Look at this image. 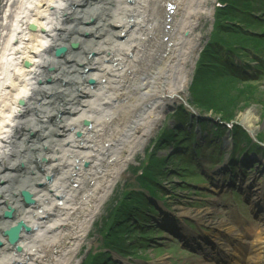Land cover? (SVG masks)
I'll return each mask as SVG.
<instances>
[{
	"label": "bare ground",
	"instance_id": "1",
	"mask_svg": "<svg viewBox=\"0 0 264 264\" xmlns=\"http://www.w3.org/2000/svg\"><path fill=\"white\" fill-rule=\"evenodd\" d=\"M195 5L202 10H193ZM209 13L201 0H3L0 264L69 263L111 185L132 159L134 148L149 137L167 106L184 101L181 93L191 68L187 63L194 61L197 45L187 39L198 19ZM59 51L62 57L55 55ZM38 108L44 112L40 120H29ZM190 110L189 120L197 123L190 128L196 147L211 133L199 124L205 117ZM48 115L53 116L52 122ZM209 121L219 131L222 127L226 131L218 167L233 163V151L240 148L237 161L244 178L250 162L240 154L249 153L250 145L255 150L248 157L255 163L264 160V146L251 142L258 139L253 115L242 118L251 130L241 125V138L235 137V122L225 125L227 120H223L221 126L211 118ZM28 137L34 139L29 143ZM127 143L131 144L127 151L132 150L122 154ZM34 148L42 152L32 153ZM190 162L192 167L199 166L197 160ZM142 178L148 179L150 174ZM143 179L138 184L140 203L148 202L151 209L171 207L158 198L156 186ZM243 180L235 183L215 176L213 202L219 203L216 196L233 183L243 190L242 198L250 207L264 215V181L252 186ZM246 184L252 189L245 191ZM122 201L130 209L134 200ZM234 207L241 209L239 202ZM176 209L175 214L163 210L160 218L159 224L169 228L170 239L191 243L197 249L200 247L192 244L193 239L200 245L205 239L210 264H222L215 258L236 235L231 226L218 221L206 224L205 216L213 215L215 220L216 210L211 207L202 216L195 209ZM190 231L194 233L191 238ZM207 238L213 243L207 244ZM234 242H230L233 247L228 248V258L238 256L234 251L239 250V243ZM263 247L264 227L253 236L243 261L264 264ZM115 253L113 262L134 264L132 258Z\"/></svg>",
	"mask_w": 264,
	"mask_h": 264
},
{
	"label": "rangeland",
	"instance_id": "2",
	"mask_svg": "<svg viewBox=\"0 0 264 264\" xmlns=\"http://www.w3.org/2000/svg\"><path fill=\"white\" fill-rule=\"evenodd\" d=\"M227 1L201 0L202 8L204 6L211 10V14L198 19L191 29L190 39H187L197 42V45L193 50L194 61L187 63V67L191 68L187 86L181 93L184 101L167 106L149 137L140 147L134 148L132 159L111 185L110 191L101 202L68 264H123L113 262L114 260L111 259L116 256L117 251L121 254L119 257L132 258L129 260L134 264H197L195 260L201 257L196 252L181 247L179 239H170V232L159 224L164 211L170 209L168 211L175 214L176 208L184 207L195 209L199 211L197 214L202 216L205 215L206 208L211 207L216 210L215 220L212 219L213 215L205 216L206 224L226 222V220L230 222V217L225 213L227 207L228 213L230 209L235 210L234 200L238 197L232 196L231 192L234 191L235 184L229 185L230 187H226L217 195L216 197L221 200L219 203L216 201L215 204L214 177L217 176L224 181L231 178L235 183L239 179H244L243 181L251 182L252 186L262 185L264 160L255 163L248 158L246 163L250 162L249 171L244 173L243 178L239 168L240 162L237 161L241 149L233 151L231 156L233 163L225 165L220 163L218 167L217 159L221 157L222 150L220 143L226 136V131L224 127L219 131L209 121L211 118L221 126L223 120L235 122L236 127L233 130L237 134L235 137L241 138L243 137L241 125L244 126L242 118L251 114L255 120L253 123L256 127L254 132L257 140L264 139V0ZM2 3L3 0H0V8ZM199 6L191 7H194L193 10L201 11ZM203 13H207V10ZM231 14H234V17ZM235 17L238 18L235 20ZM232 36L234 38H231ZM228 37L232 40L230 43L236 46L226 45L225 40L230 39ZM76 50L75 48L72 51ZM55 55L62 57L63 53L59 51ZM204 87L206 89L216 87V90L206 93ZM209 94L210 97L205 99V95ZM217 99L224 102L223 106L220 105L224 114L215 113L206 105ZM190 109L199 111V118L203 115L207 119L206 121L199 119V124L204 125V128L211 133L201 145L196 147L192 142L190 128L197 123L189 120L187 114ZM42 110L36 109L28 119L34 117L40 120V116L44 113ZM47 117L51 122L54 120L53 116ZM83 122L81 125H85ZM244 127L251 130V127ZM32 135L30 134L29 137ZM105 135L107 138L110 137ZM200 135L203 136L202 133ZM29 137L30 143L34 138ZM201 139L198 138L199 142ZM128 145L131 144L127 143L125 148H122L123 150L120 151L122 154L126 153ZM250 148L255 149L252 145ZM34 150L30 151L35 154L42 152L40 149L34 148ZM131 150L127 151V154ZM193 152L196 155H193ZM240 155L243 156L244 152ZM193 157L199 162L198 167L191 166L190 160L194 164L196 161ZM39 159L44 161L43 156ZM86 166L84 162L83 167ZM18 167L21 168L22 165ZM213 169L217 170L216 174L212 172ZM146 170L149 171L150 178L143 179L142 175H149ZM11 172L16 171L11 170ZM142 179L148 182L149 179L156 180L157 184L155 181L149 183L156 186L158 198L169 202L171 207L164 205V200L163 203L159 202L166 206L164 211L158 207L151 209L148 202L146 206L142 205L139 201L141 197L138 187ZM251 184L250 187H246L247 190L252 189ZM122 199L134 200L130 209L125 207ZM246 209L247 206L242 205L240 214H246ZM234 216H237L236 210L233 211L230 219ZM128 218L131 220L127 223ZM163 257L165 258L162 259Z\"/></svg>",
	"mask_w": 264,
	"mask_h": 264
},
{
	"label": "trees",
	"instance_id": "3",
	"mask_svg": "<svg viewBox=\"0 0 264 264\" xmlns=\"http://www.w3.org/2000/svg\"><path fill=\"white\" fill-rule=\"evenodd\" d=\"M228 1H231V0H228ZM227 1V2H228ZM235 4H237L236 2H235ZM231 16H233L234 17V14H231ZM236 18H238V17H235L234 19L236 20ZM233 19V20H234ZM230 37H228V39H229ZM231 38H234V36H232ZM231 38L228 40V41H226L225 40V42H226V45H228V46H236L235 44H231L230 42L232 41L231 40ZM215 58L217 57V56H214ZM216 88V87H215ZM215 88H212V89H206L205 87H204V91H206V93L207 92H212V91H215L216 89ZM214 93V92H213ZM212 94V93H211ZM211 94H209V95H205V99H207V98H209L210 97V95ZM224 100H226L225 98H224ZM221 101V102H220ZM198 102V101H197ZM222 103H224L222 100H218L217 99V101L215 100V101H211V102H209V104L208 103H206V105L207 106H209L210 108V110H212V111H214L215 113H222V114H224L223 112V109H221V107H220V105L222 104ZM215 106H218V107H215ZM222 106H223V104H222ZM213 107H215L214 109H212ZM220 107V108H219ZM225 116V115H224ZM228 117H232L231 115L229 116V115H227ZM149 165V164H148ZM147 165V166H148ZM150 166V165H149ZM147 171V173L149 172L148 170H146ZM149 174V173H148ZM150 181L149 182H151V181H153V180H151V179H149ZM146 181V180H145ZM147 182V181H146ZM126 220V219H125ZM129 220H131V219H129ZM129 220L127 221V223L129 222Z\"/></svg>",
	"mask_w": 264,
	"mask_h": 264
}]
</instances>
